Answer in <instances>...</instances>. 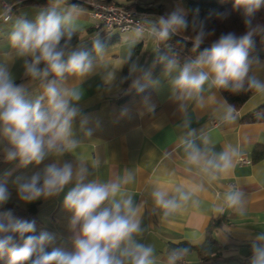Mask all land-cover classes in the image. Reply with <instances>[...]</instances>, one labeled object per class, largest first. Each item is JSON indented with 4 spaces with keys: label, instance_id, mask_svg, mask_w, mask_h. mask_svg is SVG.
I'll use <instances>...</instances> for the list:
<instances>
[{
    "label": "clouds",
    "instance_id": "9594fccd",
    "mask_svg": "<svg viewBox=\"0 0 264 264\" xmlns=\"http://www.w3.org/2000/svg\"><path fill=\"white\" fill-rule=\"evenodd\" d=\"M262 9L264 0H233V10L243 18V33H221L202 51L198 50L215 35V30H209L206 20L199 18V9L193 10L191 20L179 6L154 21L145 20L133 31L132 47L149 39L155 43L157 53L173 36L191 30V51L196 55L183 62L175 53L157 55L155 62L161 65V72L154 78L130 47L118 69L127 66L128 74L119 80L118 70L102 63L107 50L102 39L91 42V52L85 50V44L74 45L81 30L79 3L48 0L47 7L33 20L16 18L9 44L12 56L22 62L24 79L17 83L13 64L0 60V161L29 171L11 181L8 176L0 179V257L7 255L8 264H156L154 248L142 242L145 228L140 204L127 190L135 180L133 172L126 170L123 176L108 181L89 179L93 174L90 167L71 156L84 143L76 136L77 119L83 136L93 135L80 106L85 95L81 85L100 67L105 68L101 75L103 93L111 94L128 81L127 91L134 89L138 94L149 87L158 90L163 82L167 83L176 113L185 114L181 124L184 131L179 137L185 164L202 180L187 188L177 185L171 191L153 188L150 195L163 220L189 205L199 207L196 197L205 190L204 183L229 175L241 153L232 146L215 151L210 136L203 128L192 126L187 112L190 107L206 108L220 91L264 95V80L253 74V66L261 64L253 52L255 38L264 37V22L256 19ZM8 11L4 10L5 19L9 18ZM225 15L216 13L219 18ZM67 77H75L79 83L69 84ZM36 81L43 93L32 99L29 86ZM142 104L147 113L155 112L150 96H143ZM127 111L125 108L122 115ZM217 111L221 124L235 122L234 106L225 102ZM69 156L73 159L66 158ZM69 185L72 187L65 193ZM13 193L25 205L64 193L63 208L70 213L67 230L71 250L54 247L47 251L55 235L46 230L34 234L35 220L19 219L12 210H6ZM224 208L245 216V193L235 187L222 193L215 211ZM246 238L250 242L249 264H264V230H246ZM189 253L188 247H172L166 264H180Z\"/></svg>",
    "mask_w": 264,
    "mask_h": 264
},
{
    "label": "crops",
    "instance_id": "0c3cea01",
    "mask_svg": "<svg viewBox=\"0 0 264 264\" xmlns=\"http://www.w3.org/2000/svg\"><path fill=\"white\" fill-rule=\"evenodd\" d=\"M145 1L158 5L161 13L147 14L144 21H154L177 6L186 8V0ZM217 1L224 3L230 0ZM3 2L13 7L7 20L3 19ZM17 3L18 0H0V60L13 64L11 70L16 82L20 83L24 79L22 62L12 56L9 44L12 24L18 17L33 20L48 4L36 6ZM81 9L80 41L75 45L85 44L86 47L95 38L115 36L116 40L106 46L105 60L102 63H106L111 70H118L132 47L131 37L134 29L123 32L116 28L106 29L93 17L90 9L85 7ZM97 25H101V28L89 33V29ZM132 50L135 56L139 57L140 63L151 69L152 76L159 77L161 65L155 62L158 55L155 43L144 39L136 42ZM253 55L261 61V64L253 66V74L264 80V47L254 51ZM104 72V67L98 68L97 72L86 78L81 85L85 95L80 106L82 114L88 118L87 126L93 129V135L85 138L77 119L76 136L84 143L71 156L90 167L93 174L89 179L108 181L123 176L126 170L133 172L135 180L127 185V190L140 204L145 228L142 242L154 248L156 264H166L168 250L179 243L201 245L205 240L210 220L216 216H223L225 221L220 228L212 232L218 244L223 246L222 258L214 264H249L251 251L246 230H264V153L260 159L255 160L253 157L255 147L260 146L264 151V122H245L241 119L264 103V95L253 91L241 107L236 109V120L230 125L221 124L218 118L217 109L226 102L221 92L215 93L206 108L188 109L187 115L192 120V126L205 130L213 142L215 151H222L229 146L237 147L241 155L250 162L238 163L236 160L229 175L221 177L216 182L204 183L205 190L196 197L200 201L199 207L189 205L168 220H163L158 215L150 195L153 188L171 191L177 185L187 188L202 180L195 171H188L179 144V137L184 131L181 124L185 114L176 113V106L169 99L170 93L166 82H163L158 90L149 87L144 93L135 95L134 89L127 91L130 85L128 81L123 83L119 90L108 94L101 91L103 88L101 75ZM125 73L128 74L127 66L117 71V80L125 76ZM66 82L79 83L75 81V77H67ZM29 91L31 98L36 99L43 93V88L40 82L36 81L30 84ZM145 95L150 96L152 103L155 104L154 113L144 111L142 97ZM125 108L128 110L127 114L122 115ZM72 157L66 158L73 159ZM28 171L29 169L17 167L15 163L0 161V179L8 176L11 181L15 176ZM70 187L72 185L65 189V193ZM232 187L245 193L246 215L243 217L228 208L221 212L215 211L220 205L222 193ZM63 196L64 193L55 198L34 202L36 213L33 220L38 231L46 230L55 235L56 239L54 244L50 245L51 249L61 247L71 250L70 233L67 230L70 213L63 208ZM9 203L18 209L28 205L17 201L14 193ZM180 264H200L198 252L190 249V253Z\"/></svg>",
    "mask_w": 264,
    "mask_h": 264
},
{
    "label": "trees",
    "instance_id": "16d2710c",
    "mask_svg": "<svg viewBox=\"0 0 264 264\" xmlns=\"http://www.w3.org/2000/svg\"><path fill=\"white\" fill-rule=\"evenodd\" d=\"M69 2L79 3L81 7L92 9L93 4L96 3H114L123 7H131L136 13H161V8L151 2L145 0H69ZM19 4H32L36 6H44L48 4V0H18ZM13 9V7L11 8ZM195 9H199V18L206 20L207 28L209 30L214 29L215 35L211 39L201 45L198 51H202L204 48L210 47L211 40H215L219 37L221 33L235 32L241 34L244 31L243 18L239 11L233 10V0L220 3L217 0H186L185 10L189 14V20L192 19V12ZM212 14L209 16V14ZM216 13L226 14L223 18L216 16ZM256 19L264 22V9L257 13ZM101 25H97L89 29V33L93 32L95 29L99 30ZM107 32V31H106ZM191 30L180 33L179 36H173L165 45H162L158 51V55L161 54H172L175 53L177 58L183 62L187 58H192L196 55L192 52V44L189 39H191ZM106 46L110 45L116 40L115 36H106L103 39ZM80 41V33L77 34L74 45ZM264 47V37L255 38V50ZM85 50L91 52L92 46L91 42L87 44ZM160 65V64H159ZM126 72V70H124ZM126 76V73H125ZM226 102L235 109L241 107V105L248 99L253 91L241 92V93H231L228 91H220ZM135 95H140L134 91ZM242 121L245 122H264V103L257 106L254 112L249 113L242 117ZM263 148L258 146L253 149V157L255 160L262 158ZM6 209H10L13 215L19 219L33 220L36 213V203L28 204L26 207L18 209L13 204L8 203L5 206ZM225 221L223 216H216L212 218L206 230L205 240L201 245L192 246L186 242L179 243L176 246H184L190 249H195L200 256V264H214L219 261L221 257V251L223 246L218 244L216 239L213 237L212 232L222 226ZM40 231L36 229V233L39 234ZM171 247V248H172ZM51 251L50 246L46 249ZM0 264H8V256L4 255L0 257Z\"/></svg>",
    "mask_w": 264,
    "mask_h": 264
},
{
    "label": "built area",
    "instance_id": "2783aa9c",
    "mask_svg": "<svg viewBox=\"0 0 264 264\" xmlns=\"http://www.w3.org/2000/svg\"><path fill=\"white\" fill-rule=\"evenodd\" d=\"M3 10L8 9L7 15L9 17L12 6L6 2L2 3ZM91 13L100 24L106 29L116 28L123 32L130 29H135L137 26L144 23L145 13H136L131 7H123L114 3H96L93 4ZM5 19V14L3 16ZM215 123V121H212ZM238 163H248L249 159L240 155L237 159Z\"/></svg>",
    "mask_w": 264,
    "mask_h": 264
}]
</instances>
